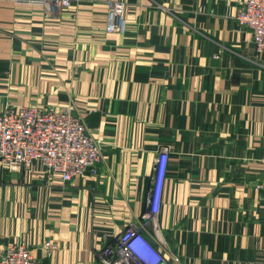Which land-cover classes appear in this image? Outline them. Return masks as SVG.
<instances>
[{
	"label": "crops",
	"instance_id": "0c3cea01",
	"mask_svg": "<svg viewBox=\"0 0 264 264\" xmlns=\"http://www.w3.org/2000/svg\"><path fill=\"white\" fill-rule=\"evenodd\" d=\"M108 1L47 14L0 0V113L70 106L104 152L67 185L39 160L0 164V257L16 242L41 264H105L98 251L149 210L167 150L165 256L264 264V63L240 0H123V32L107 30Z\"/></svg>",
	"mask_w": 264,
	"mask_h": 264
},
{
	"label": "built area",
	"instance_id": "2783aa9c",
	"mask_svg": "<svg viewBox=\"0 0 264 264\" xmlns=\"http://www.w3.org/2000/svg\"><path fill=\"white\" fill-rule=\"evenodd\" d=\"M38 3L47 14L69 7L73 2L93 0H15ZM126 3L108 1V32H123ZM239 27L248 28L264 63V0H240L235 15ZM103 146L89 131L85 119L72 107L8 105L0 113V164L8 171H20L34 161H42L48 177L61 173L65 185L90 171L97 174L103 158ZM169 152L156 159V175L147 198L146 211L130 223L115 242L98 251L105 264H180L181 258L169 260L160 249L162 234L157 221L168 170ZM264 195V181L259 185ZM151 227L154 240L144 229ZM0 264H41L26 245L11 242L0 257Z\"/></svg>",
	"mask_w": 264,
	"mask_h": 264
}]
</instances>
